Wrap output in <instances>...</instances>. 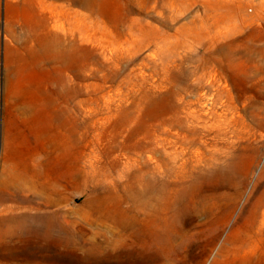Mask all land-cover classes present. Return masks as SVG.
Wrapping results in <instances>:
<instances>
[{
	"label": "rangeland",
	"instance_id": "obj_1",
	"mask_svg": "<svg viewBox=\"0 0 264 264\" xmlns=\"http://www.w3.org/2000/svg\"><path fill=\"white\" fill-rule=\"evenodd\" d=\"M40 1L70 13L60 18L66 43L56 61H41L33 51L36 37L42 40L46 32L42 5L0 0V191L14 183L27 205L39 208L30 213L52 218L61 259L80 264L88 254L72 253L67 242L118 239L120 195L134 184L137 163L151 164L155 139L159 154L168 146L162 113L172 104L198 107L197 45L184 38L183 26L214 22L205 3L219 5L216 13L236 4L249 27L264 25V0H196L192 9L183 0H83L86 6ZM125 13L150 22L152 31L143 37L124 26ZM52 110L59 113L54 122ZM235 141L244 159L234 180L208 183L227 194L226 203H236L215 253L218 264H264V256L234 261L221 253L240 208L264 193V124L248 126ZM92 165L101 178L94 191L83 180ZM94 255L101 264L130 263L118 249Z\"/></svg>",
	"mask_w": 264,
	"mask_h": 264
},
{
	"label": "bare ground",
	"instance_id": "obj_2",
	"mask_svg": "<svg viewBox=\"0 0 264 264\" xmlns=\"http://www.w3.org/2000/svg\"><path fill=\"white\" fill-rule=\"evenodd\" d=\"M37 1L48 15H43L44 38L36 37L33 51L41 61H56L66 43L65 33L58 31L63 28L60 18L70 13ZM69 2L86 6L83 0ZM195 2L183 0L188 9ZM204 6L213 11V23L199 26L193 21V26H183L184 38L197 45L198 107L193 102L182 107L172 104L162 113L170 135L168 146L159 154L161 144L155 139L151 164L137 163L134 184L120 195L118 239H95L85 246L67 242L72 253L88 254L89 260L80 264H101L98 256H92L116 249L129 264H208L219 245L236 203L232 199L226 203L227 194L208 183L213 178L234 180L244 159L235 138H243L248 126L264 124V25L249 27L236 4L221 13H216L215 3ZM125 17L124 26L143 37L153 29L150 22L127 13ZM86 20L81 15L80 22ZM131 36V43H137L133 32ZM58 118L57 111L49 113L51 122ZM83 180L91 191L98 188L97 166L86 170ZM30 208L39 211L27 205L14 183L0 191V264H72L60 257L61 242L52 218L48 222L30 213ZM238 214L221 243V253L234 261L240 255L259 260L264 256V193ZM217 255L209 264H218Z\"/></svg>",
	"mask_w": 264,
	"mask_h": 264
}]
</instances>
